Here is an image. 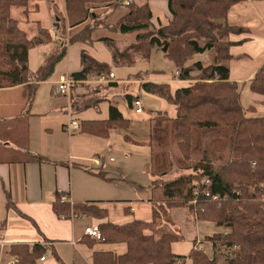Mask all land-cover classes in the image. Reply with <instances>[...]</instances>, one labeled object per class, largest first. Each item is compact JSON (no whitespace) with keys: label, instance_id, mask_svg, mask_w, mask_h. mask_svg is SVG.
I'll return each instance as SVG.
<instances>
[{"label":"crops","instance_id":"0c3cea01","mask_svg":"<svg viewBox=\"0 0 264 264\" xmlns=\"http://www.w3.org/2000/svg\"><path fill=\"white\" fill-rule=\"evenodd\" d=\"M129 1L149 5L155 29L171 18L167 0ZM247 1L255 2L258 20L246 16ZM17 10L12 8L11 16L29 38L39 36L41 29L48 33L44 34L46 39L41 36L44 40L28 51L27 62L33 78L54 57L60 58L51 74L38 82L28 113L23 85L0 88V222H4L0 230V264L14 262L9 249L16 243L30 247L38 244L45 249L41 256L44 259L38 258L36 264H93L97 252H111L117 264V258L126 252V244L98 241L86 235L85 229L97 227L103 221L116 224L150 221L153 205L160 203L154 202L158 191L151 188L150 120L159 113L176 117L174 104L149 92L142 84L167 85L174 95L192 80L176 78L174 63L157 48L147 59L135 55L131 65L113 64L111 47L105 39H112L113 46L123 49L136 38V33L113 31L126 12L124 5L93 8L94 21H100L89 41L75 40L89 21L69 27L64 0H30L26 11ZM226 20L241 29L227 38L232 58L225 64L230 69V80L239 87L247 115L264 116V95L252 93L248 87L250 78L264 62V0H241L231 8ZM82 51L107 64L113 77L102 82L99 75L103 74L91 73L72 86L68 94H60L56 89L60 77H69L81 69ZM158 52L167 62L159 58ZM214 55L213 50H207L197 60L194 56L191 62L200 61L206 66L213 62ZM192 74L195 76L197 72ZM43 86H50L49 93L40 102ZM132 99L142 102L140 112L135 111ZM111 105L129 122L127 131L113 128L107 136L81 131L83 121L107 120ZM70 119H75L78 127L68 133L64 126ZM24 123H27L25 137ZM31 155L45 159L33 160L29 158ZM7 192L12 203L8 206ZM55 192L63 193L62 197L71 203L104 209L106 217L76 213L58 217L51 206ZM167 217L170 221H159L154 235L177 234L178 240L171 243L173 254L187 256L192 248L202 249L209 256L213 254L206 237L221 230L215 223L196 220L182 206L168 209ZM184 263L190 264L189 259Z\"/></svg>","mask_w":264,"mask_h":264},{"label":"trees","instance_id":"16d2710c","mask_svg":"<svg viewBox=\"0 0 264 264\" xmlns=\"http://www.w3.org/2000/svg\"><path fill=\"white\" fill-rule=\"evenodd\" d=\"M29 1L0 0V88L23 85L26 113L38 82L51 74L60 58L54 57L33 78L27 62L28 51L46 39L44 34L48 33L41 29L39 36L29 38L11 16L14 7L26 11ZM124 1L64 0L69 27L89 21L75 40L89 41L98 27L100 20L94 21V7L124 5L126 12L113 31L136 33V38L123 49L113 46L112 39H105L111 47L113 64L131 65L135 55L147 59L157 48L174 63L179 78L192 83L177 89L174 95L167 85L142 84L176 106L175 118L159 113L150 120L151 188L158 191L154 202L160 203L153 205L150 221L123 224L103 221L97 229L106 243L126 244V252L117 258V264H185L187 258L190 264H264V116L247 115L239 87L230 80V69L225 64L232 58L228 35L241 30L226 19L241 0H167L171 18L156 29L152 27L147 3L138 5L126 0L124 4ZM207 50L215 53L212 63L204 66L200 61L191 62L194 56ZM81 64L78 72L69 75L75 84L91 73L106 76L110 73L107 64L95 61L84 51ZM248 87L252 93L264 95V62L250 78ZM113 128L127 131L129 122L112 105L107 120L81 123L82 132L99 136H107ZM125 138L129 136L125 134ZM29 158L45 159L35 155ZM173 170L176 175L164 179ZM62 194L55 192L51 203L58 217L73 213L106 217V210L62 200ZM6 195L7 206L12 205L9 193ZM180 206L187 207L196 220L213 222L221 229L206 237L214 249L211 256L199 248H192L187 256L173 254L171 243L178 240V235L168 232L154 235L167 210ZM3 228L4 222H0V230ZM44 252L38 244L32 247L13 244L9 253L15 260L10 264H36ZM93 264H114L112 253H95Z\"/></svg>","mask_w":264,"mask_h":264},{"label":"built area","instance_id":"2783aa9c","mask_svg":"<svg viewBox=\"0 0 264 264\" xmlns=\"http://www.w3.org/2000/svg\"><path fill=\"white\" fill-rule=\"evenodd\" d=\"M54 30V28H53ZM56 36V35H55ZM175 77L178 78L179 77V71L176 70L175 71ZM99 81H108L110 78L113 77V73L110 72L108 76L105 75H99ZM75 84V80L69 78V77H65V76H61L56 89L60 94H68L70 91V88ZM133 107L135 109L136 112H140L142 110V102L139 99H135L133 101ZM78 127V122L75 119H70L66 125L64 126V129L68 132L71 133L73 129ZM62 200H65V197H62ZM85 234L98 240V241H104L105 238L104 236L100 233V231L97 229V227L95 226H91V227H87L85 229ZM2 245V244H0ZM41 260L44 259V257L40 258Z\"/></svg>","mask_w":264,"mask_h":264},{"label":"rangeland","instance_id":"374dc122","mask_svg":"<svg viewBox=\"0 0 264 264\" xmlns=\"http://www.w3.org/2000/svg\"><path fill=\"white\" fill-rule=\"evenodd\" d=\"M254 6H255V2L254 1H252V2H250V1H247L246 2V13H247V17L248 18H255L256 20H258L257 19V17H256V13H255V9H254ZM18 10L17 11H21V8H17ZM15 14L16 15H18V12H15ZM159 54V58L162 60V61H166L165 59H163V55H162V53L161 52H158ZM198 57H199V54L195 57V60H197L198 59ZM154 60H155V56H154V58H153V60L151 61V63H154ZM167 62V61H166ZM49 87L50 86H43V88H42V90H41V92H40V98H39V100H40V102L41 101H43V100H45V99H47V95H48V93H49ZM255 95V94H254ZM55 97H58V96H55ZM61 98H65V96H61ZM19 141V140H18ZM176 170H173L172 172H170V173H168L164 178L165 179H170V178H173L175 175H176ZM170 219L171 218H169V217H167V218H163V219H161L160 220V222H163V223H165V221H170ZM171 232H174V231H172L171 230ZM223 258V256L220 258V259H222ZM189 264V263H188Z\"/></svg>","mask_w":264,"mask_h":264}]
</instances>
